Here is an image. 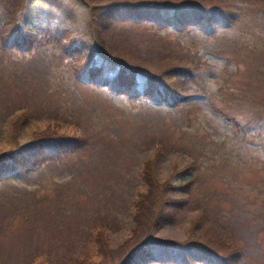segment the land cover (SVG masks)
<instances>
[{
  "label": "rangeland",
  "instance_id": "rangeland-1",
  "mask_svg": "<svg viewBox=\"0 0 264 264\" xmlns=\"http://www.w3.org/2000/svg\"><path fill=\"white\" fill-rule=\"evenodd\" d=\"M14 1L29 46L5 45L14 20L0 7V154L12 135L39 130L82 141L1 175L0 264H175L146 243L178 251L206 245V234L237 241L238 264H264V0H199L209 34L120 19L96 31L78 0L5 4ZM67 31L86 47L96 33L146 74L187 55L197 73L190 98L169 108L115 95L110 69L100 85L84 84L80 65L98 69L102 56L71 57ZM156 152L155 178L171 182L178 203L138 225L143 166Z\"/></svg>",
  "mask_w": 264,
  "mask_h": 264
},
{
  "label": "trees",
  "instance_id": "trees-1",
  "mask_svg": "<svg viewBox=\"0 0 264 264\" xmlns=\"http://www.w3.org/2000/svg\"><path fill=\"white\" fill-rule=\"evenodd\" d=\"M7 0H0V7L10 9L8 16L14 20L12 29H8L6 33L8 43L7 47L14 49L21 47L20 45L29 46V39L20 28H17L14 18L15 11H18L15 1L13 6L6 5ZM9 1V0H8ZM88 6L90 14V24L95 30H101L115 20L132 23L154 22L156 26H172L176 31H181L185 26L198 25L206 34L211 33L212 29L208 23L210 16H206V9L199 0H78ZM17 9V10H16ZM220 23L225 22L223 18H219ZM94 33V32H93ZM69 37L67 53L72 56L82 55L84 60L90 59L95 54L102 56L101 65L98 69L80 65L82 69L79 78L83 79L84 84L100 85L105 79V70H111V80L109 82V90L115 95H125L130 100L147 101L149 103H157V105L175 106L190 98L187 94L189 84L196 76L194 73L195 62H192L187 55L180 56L177 64H166L159 72L146 74L143 70L138 71L135 67L122 62L118 55H115L112 49L104 45L101 37L94 33L93 42L85 46L84 42L73 39L72 33L67 31ZM5 35V34H4ZM84 52H88L85 54ZM190 65V66H189ZM79 71V69H78ZM77 71V72H78ZM142 77V79H140ZM85 81V82H84ZM258 119L264 116V103L262 102L260 112L256 114ZM19 122V121H18ZM11 147L4 155L0 154V177L7 175L9 172L20 170L22 167L33 163L45 161L50 153L55 155L61 154L62 151L74 149L76 142L82 140L76 136L75 132L63 131H34L28 134L24 140L19 139V134L12 135L9 138ZM158 152L160 149L157 150ZM154 157L143 166L144 174L142 181L144 182L143 193L139 192L136 203L135 222H139L141 217L167 215L163 208L169 205L177 204L178 201L170 198L169 192L172 188L170 181L162 182L155 178V163L157 161V153ZM161 152V151H160ZM191 174L190 172L187 174ZM193 179L189 182L180 184L179 187L186 188L191 186ZM163 207V208H162ZM155 209L157 211H155ZM199 221V217L195 220ZM200 222V221H199ZM138 224V223H137ZM141 224V223H139ZM138 224V225H139ZM100 232V235L103 233ZM207 231L203 230L202 237ZM211 234L204 235L206 245L198 246L197 242L190 246L173 251L168 248V244H159L158 242H147L146 245L151 247L154 255L160 260H167L175 264H193V259H197L202 263L208 264H238L241 258L242 250L239 249L238 242L217 235L211 237ZM99 236V235H98ZM199 237V238H200ZM100 238V236H99ZM198 238V240H199ZM101 239V238H100ZM99 239V241H100ZM195 241V240H194Z\"/></svg>",
  "mask_w": 264,
  "mask_h": 264
},
{
  "label": "bare ground",
  "instance_id": "bare-ground-1",
  "mask_svg": "<svg viewBox=\"0 0 264 264\" xmlns=\"http://www.w3.org/2000/svg\"><path fill=\"white\" fill-rule=\"evenodd\" d=\"M22 15V14H21ZM18 16V15H17ZM23 16V15H22ZM18 20V19H17ZM18 23V22H17ZM178 62H179V60H178Z\"/></svg>",
  "mask_w": 264,
  "mask_h": 264
}]
</instances>
